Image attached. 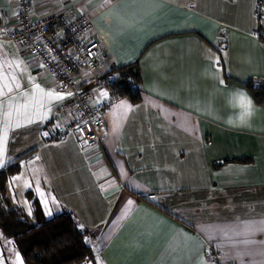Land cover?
Instances as JSON below:
<instances>
[{"label":"crops","instance_id":"0c3cea01","mask_svg":"<svg viewBox=\"0 0 264 264\" xmlns=\"http://www.w3.org/2000/svg\"><path fill=\"white\" fill-rule=\"evenodd\" d=\"M30 1L34 18L88 13L102 70L117 78L116 69L136 65L139 99L117 97L109 105L100 143L82 146L72 132L50 137L42 126L69 93L25 59L34 83L63 98L49 100L38 125L7 138L3 166L32 151L8 178L10 203L26 216L31 197L46 218L70 211L94 231L90 261L100 264H216L208 245L222 264H264V102L255 104L246 90L256 109L249 126L216 118L228 115L230 90L245 89L247 80L264 84L259 0ZM14 19L15 0H0V30ZM121 101L132 110L117 109ZM241 157L248 161L215 165ZM25 161L34 162L44 194L25 191L30 209L10 197V179Z\"/></svg>","mask_w":264,"mask_h":264},{"label":"built area","instance_id":"2783aa9c","mask_svg":"<svg viewBox=\"0 0 264 264\" xmlns=\"http://www.w3.org/2000/svg\"><path fill=\"white\" fill-rule=\"evenodd\" d=\"M33 14L30 0H15V19L7 34L25 59L39 64L54 86L70 94L55 108L52 137L72 132L82 146L100 143L106 131V111L117 99L110 85L116 77L102 70L100 42L90 32V16L71 10L43 18ZM99 90L108 95L99 97ZM207 247L216 264H222L217 250Z\"/></svg>","mask_w":264,"mask_h":264},{"label":"trees","instance_id":"16d2710c","mask_svg":"<svg viewBox=\"0 0 264 264\" xmlns=\"http://www.w3.org/2000/svg\"><path fill=\"white\" fill-rule=\"evenodd\" d=\"M119 77L110 84L118 98L129 96L132 101L139 99V93L132 85L140 82L137 66H122ZM113 73L112 71H109ZM255 104L264 102V84L256 87L253 80L242 82ZM29 151L0 168V244L10 241L23 260V264H85L94 256L90 241L94 231L78 225L74 215L67 210L46 218L38 201L31 197L34 210L26 216L18 207L10 206L6 197L8 178L20 169V160ZM247 158H224L215 163L243 162Z\"/></svg>","mask_w":264,"mask_h":264},{"label":"rangeland","instance_id":"374dc122","mask_svg":"<svg viewBox=\"0 0 264 264\" xmlns=\"http://www.w3.org/2000/svg\"><path fill=\"white\" fill-rule=\"evenodd\" d=\"M73 12L82 13V12H78L77 10ZM57 13L60 14L62 12H57ZM256 13L258 19L260 20V29H262V31L264 32V0H259ZM12 26L13 24L9 25V27ZM91 27H92V22H91ZM8 30L9 29H5V31L0 30V90H2L3 93L0 94V136H2L3 134V125L5 119L7 118L6 113L8 111H12L14 110V108L19 107L21 105L29 104L31 105L29 111L38 113V112H43L44 109L48 108L51 105L49 99L47 97H44L43 108L38 107L40 103V97L39 94L35 91L36 84L34 83V79H33L34 76L28 71L25 58L21 50L18 48L15 42L8 39V34H7ZM1 36L4 39H2ZM17 64H19V67H16ZM13 77H15V81L18 82L19 87H16V84L13 82L12 79ZM6 84L12 86L11 93L7 92V88L5 87ZM261 86L262 84H258L257 87H261ZM44 91L47 92L45 89ZM33 97H35V99H33ZM9 104L13 105L12 109L9 108ZM54 115L50 121L45 122L44 126H42L44 129L47 128L48 130L47 135L50 137H52L50 129H53V126H55ZM40 121L41 118L38 114L33 115V122L31 123H29L24 118L23 115L17 117L14 114L12 117L13 127L9 129L8 137L10 136L12 139H14L20 133L22 127L38 125ZM17 122L20 124V127H15V124ZM5 148L6 147L4 144V149ZM4 154H6V151H4ZM16 158L18 157H15L10 161L15 160ZM3 159H4V155H3ZM10 161H8L7 163H9ZM36 172L37 169L34 166V162L25 161L17 177L10 179L12 180L11 184L12 187L14 188V191L12 190V192H10L11 202L13 204L23 206L26 209H30L29 199L26 197L25 191L29 188L31 190L33 189L35 192L37 191L39 183L37 179H34L35 177L34 175H36ZM5 195L7 197V194ZM8 202L10 206L15 207L10 203L9 200ZM26 211L25 213H27ZM0 246H1L0 250L2 248L3 251V253L0 256L1 257L0 264H18V261L16 260V256H17L16 250L15 247L12 245V243L10 241L5 240L3 243L0 244ZM85 264H100V263L99 261L96 260L95 261L88 260Z\"/></svg>","mask_w":264,"mask_h":264},{"label":"snow or ice","instance_id":"6c2138e0","mask_svg":"<svg viewBox=\"0 0 264 264\" xmlns=\"http://www.w3.org/2000/svg\"><path fill=\"white\" fill-rule=\"evenodd\" d=\"M16 67H19V64L16 65ZM13 79V82L16 84V87H19V84L18 82L15 81V77L12 78ZM5 87L7 88V92L8 93H11L12 92V86L11 85H5ZM35 91L39 94V97H40V103L38 105L39 108H43V98L44 97H47L49 100H52V99H62L63 97L58 94V93H55L53 91H48V92H45L44 89L40 88L39 85H35ZM0 94H3L2 93V90H0ZM70 95V94H69ZM101 96H107L108 93L107 92H101L100 93ZM33 99H35V97H33ZM238 102L240 103V105L245 109V112L249 111V110H252V111H256V109L254 108V106H252L251 104V101L247 100L246 97H244L243 95H241L239 98H238ZM31 105L29 104H25V105H21L19 107H16L14 108V110L12 111H8L6 113V119L4 121V125H3V134L2 136H0V167L3 166L4 164V159H3V155H4V144L5 142L7 141V138H8V131L10 128L13 127V124H12V117L13 115L15 114L17 117L23 115L24 118L29 122H33V115H39L41 119L44 118V116L46 115V112H30L29 109H30ZM9 108L12 109L13 108V105L9 104ZM116 108L117 109H122L124 111V113L126 114L128 111H131L132 109L130 108L129 105H127L125 102L121 101L118 105H116ZM15 127H20V124L17 122L15 124ZM119 129V123L116 124V126L113 128V131L116 132L118 131ZM37 192L40 194V195H44L40 188H37ZM43 203L45 204V207L47 208V205H48V200L45 199L43 201ZM128 205H131L133 202L132 201H128L127 202ZM127 213H125L126 215ZM48 215H51V210L49 209L48 210ZM16 260L18 261V264H23V260L21 259V257L17 254L16 256ZM197 264H203V261H198Z\"/></svg>","mask_w":264,"mask_h":264},{"label":"clouds","instance_id":"9594fccd","mask_svg":"<svg viewBox=\"0 0 264 264\" xmlns=\"http://www.w3.org/2000/svg\"><path fill=\"white\" fill-rule=\"evenodd\" d=\"M243 95L247 100L251 101L252 106H254L251 97L248 95L246 89H232L229 91L226 97V105L229 109L227 116L221 117L217 116L216 118L222 119L226 125L229 126H249L251 120L255 116V111L249 110L245 112V109L238 102V98Z\"/></svg>","mask_w":264,"mask_h":264}]
</instances>
